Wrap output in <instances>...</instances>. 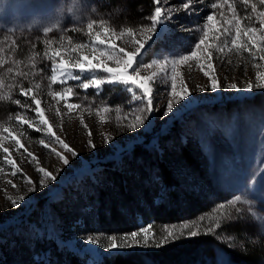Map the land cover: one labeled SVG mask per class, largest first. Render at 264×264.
Instances as JSON below:
<instances>
[{
  "label": "rangeland",
  "instance_id": "1",
  "mask_svg": "<svg viewBox=\"0 0 264 264\" xmlns=\"http://www.w3.org/2000/svg\"><path fill=\"white\" fill-rule=\"evenodd\" d=\"M213 2L216 0H194L192 11L181 7L171 21L159 27L156 38L146 46L145 63L187 55L200 38L201 28L207 23L206 16L213 12L215 23L220 26L230 14L225 6L221 16L220 8H211ZM84 3L94 6L95 12L82 8V18L77 14L69 19L61 8L68 11L72 4L66 5L64 0H0V47L5 49L4 55L20 60L18 67L23 71H35L31 67L33 57L36 68L44 69L40 75L30 76L27 80L16 79L24 82L25 87L41 84L34 94L41 100L45 118L53 132L78 154L72 157L54 142V138L49 139L50 134L34 118V112H27L33 118L34 127L28 129L24 125L21 129L14 118L8 119L20 108L1 99V108L6 105L11 108L7 115L0 113V126L17 133L23 130L25 135L17 136L24 146L19 152L15 150L14 142L6 137L0 139V143L10 149L12 158L34 184L27 185L19 174L17 177L10 175L0 149V167L5 168V172H0V264H67L70 257L78 260L74 264H102L112 263L121 255L130 257V262L135 264H217L221 250L229 264H247L229 257L224 245L235 241L232 236L235 227L248 230L250 236L264 237V225L258 219L264 215V90L199 92L197 86H207L208 80L199 70L197 61H189L179 67L181 77L177 80V92L183 80L192 90L191 102L175 106L177 110L164 117L162 112L167 99H172L166 95L171 89V66H166V75L161 73L160 63H156L152 68L141 69V76L157 73L151 85L157 110L136 131L124 126L123 115L141 104L131 99L133 94L140 93L138 90L129 93L120 85L105 84L97 92L93 88L87 91L79 88V81H67L65 86L72 87L77 94L73 101L83 105L69 113L63 100L58 102L47 95V77L51 74L52 64L48 57L54 56L57 49L69 57L76 55L68 50V39L87 41L88 20H105L106 26L117 29L139 27L149 23L145 17L154 10L152 0H84ZM235 3L239 14L244 16V5L240 0ZM181 4L182 0H168L166 6L179 7ZM258 8L264 6L258 5ZM247 12L251 14L250 6ZM57 19L62 28L45 36L43 29L54 25ZM243 23L246 25L251 21L244 20ZM76 28L81 31H74ZM97 28L99 24L94 25V31ZM223 40L222 36L221 42ZM12 41L18 46L15 51L10 49ZM46 41L50 43L46 44ZM115 43L123 46L122 40ZM37 52L40 55H35ZM222 59L223 63L221 59H215L221 83L236 82L243 88L247 81L255 80L258 69L252 67L247 53L240 57L233 52ZM229 59L231 64L227 63ZM9 66H13L11 62L0 68V80L5 84L0 95H8L7 85L13 82L14 74L6 72ZM259 71L264 72V62ZM60 88L59 84L52 86L53 91ZM18 93V88L12 89V98L25 101L26 98ZM27 103L31 104L30 99ZM103 105L113 111L102 113L104 119L101 120L95 108ZM117 116H120L119 120ZM81 119L87 128L81 124ZM37 127L42 130L36 131ZM42 139L49 145L47 149L40 143ZM89 139L94 148L88 147ZM53 149L64 155L69 164H63ZM29 152L38 158L39 166L57 177L56 180H46L43 186L40 184L41 175L35 171L37 164L29 162ZM182 152L188 154V161L181 157ZM161 168L167 171V176ZM9 180L17 187L13 188ZM167 182L169 185L165 187L163 183ZM29 187L35 190L29 191ZM237 195L242 200L230 205L228 202ZM20 196L25 197L24 201H20ZM8 197L16 199L19 206H13ZM245 200L250 201L251 208ZM174 203L177 206L174 207ZM220 204H224L225 209H219ZM158 205L166 207L167 212L159 210ZM236 208L240 209L239 213ZM257 209L261 211L256 212ZM201 216L205 217L202 227L217 222L222 227L211 234L181 238L160 247H155L154 242L147 247L134 245L123 250L109 251L100 247L110 242L109 235H116L120 242L122 235L149 224L153 225L149 229L150 237L154 233L162 235L165 225L193 221ZM258 225L261 226L259 233ZM89 237L99 243L90 244ZM137 239L142 245L143 234ZM182 246L187 247L186 252H178L176 259H157V254L164 256Z\"/></svg>",
  "mask_w": 264,
  "mask_h": 264
},
{
  "label": "snow or ice",
  "instance_id": "2",
  "mask_svg": "<svg viewBox=\"0 0 264 264\" xmlns=\"http://www.w3.org/2000/svg\"><path fill=\"white\" fill-rule=\"evenodd\" d=\"M196 2H203V0H196ZM194 0H182V4L179 7L176 6H166L168 0H152L154 6L153 12L145 17L149 21L148 24L140 25L139 27H122L117 29L116 27L106 26L105 20L91 19L87 22V41L74 42L72 38L68 39V50L72 53H77L74 56L63 55L60 49L55 50L54 56H49V60L52 61L51 64V74L47 77L48 92L47 95L52 97L56 101H64V108L71 113L75 109H81L83 105L73 101V98L77 95L72 87H67L66 82L69 80L79 81L77 85L79 88L87 91L89 88L95 89L99 92L102 86L105 84L109 85H120L129 92L134 93V90H138L140 95L133 94L132 101H140L136 107L128 110L126 115H123V119L126 121L125 127L131 131H136L139 127L143 126L146 121L150 119V116L157 109L155 108L154 99V89L151 86L153 83V78L157 73L153 72L150 76H141V69L152 68L153 64L160 63L161 73L165 72L167 65H170V77H171V89L166 95H170L172 99H167L165 110L162 112L164 117H169L173 114L175 106H182L185 102L190 103L192 90L187 86L186 82L181 80L180 91L177 92V80L181 77L179 67L181 65L188 64L189 61H197V66L199 70L208 80L207 86H197L199 92L210 91L212 93L218 90H235V91H253L256 89L264 90V72L259 71L261 63L264 62V8H258V5L264 6V0H240L245 7V14L241 16L236 7L235 0H216V2L211 3L212 9H221V16L224 15V7L226 6L227 12L230 14L220 26H217L216 14L206 16L207 23L201 28V35L198 42L194 43L192 49L189 50L187 55H179L177 58L171 60L153 61L151 64L145 63L143 59V53L147 51V47L150 45L156 35L158 34L159 27L165 25L167 21H171L172 17L177 14L181 7L186 11L193 10ZM64 4H72V7L65 11L61 8V12L72 19L73 16L77 14L81 15V9L86 11L95 12V7L87 5L84 0H64ZM250 6L251 14L247 12ZM254 14V15H252ZM244 20H249L251 23L244 24ZM99 24V28L94 31V25ZM259 25L257 27L256 25ZM227 25L228 27H225ZM56 28H62L59 19L56 20L54 25H49L43 29V33L47 36L49 33L53 32ZM74 31L80 32V28H76ZM211 31V36L209 32ZM224 40L221 42V37ZM122 40L123 46H118L115 43L116 40ZM50 41H46V44ZM18 46L16 41H12L10 45L11 51H15ZM33 48L36 47L35 44L32 45ZM227 50V51H226ZM237 56L243 57L244 53H247V58L251 60L252 67L258 69L255 72V80L247 81L243 88H241L236 82H230L223 84L219 81L218 75L216 73L217 65L215 59H221L223 63V57H227L229 53H233ZM5 49L0 47V68H4L6 64H11L6 69L8 74L13 75V82L8 84V95H0V99H6L20 108L19 111L15 112L13 115H9L8 119H15L17 125L22 129L24 125H27L28 129L34 127L33 118L27 115L28 111L35 113V119H38L39 124L44 126L49 135V139L54 138V142L58 143L64 152L69 153L72 157H76L78 154L76 151L60 136H57L53 132L52 126L49 121L45 118L44 109L41 107V100L34 90L41 88L40 83L31 84L28 87L17 80L16 78H21L22 80H27L30 76L35 77L40 75L44 69L36 68L35 58L33 57L31 62V67L35 71H23L18 66L21 61L16 59H11V56H5ZM35 55H40L36 53ZM47 55V52H45ZM215 58V59H214ZM202 61V62H201ZM227 63L231 64L232 61L229 59ZM246 71V70H245ZM75 73V74H74ZM59 84L61 86L60 90L53 91L52 86ZM5 87L4 81L0 80V91ZM18 88L19 95L25 97V101L20 99H13L11 92L12 89ZM30 99L31 104L27 103ZM31 105L35 107L32 108ZM92 109H89L91 111ZM113 109L107 105H103L95 108V113L101 120L104 117L102 113H110ZM115 111H119L116 109ZM57 115H61L59 109L57 110ZM120 116H117V120ZM81 124L87 128L84 124V120L81 119ZM36 131H41L42 129L37 127ZM24 136L25 132L20 130L18 133L13 131L9 127L0 126V139L7 138L14 142L17 146L16 151L19 152L20 148H23L20 139L17 136ZM88 135L91 137V130H88ZM105 141H107V135H105ZM40 143L47 149L49 145L45 143L42 139ZM88 147L94 148L95 145L92 140H88ZM0 149L4 153L3 160L9 166L8 171L12 177H17L19 174L20 179L26 182L27 185L31 186L34 181L27 177L23 173V170L18 166L17 161L12 158L10 149L5 147L0 143ZM56 157L63 162V164L68 165L69 160L62 155L60 152L53 149ZM30 158V163L35 162L37 167L35 171L41 175L40 184L43 186L46 180L54 181L56 176L51 172L46 170L44 167L39 166L38 158L32 153H27ZM0 172H5L4 167H0ZM8 183L16 188L17 185L9 180ZM29 191H34V187H29ZM9 201L13 206L18 207L17 200L8 197ZM20 201H24L25 197L20 196ZM242 200V197L237 195L234 200L229 201L230 205H236ZM244 203L249 204L251 208L250 201L245 200ZM219 209H225L224 204H220ZM261 210L257 209L256 212ZM236 212L239 213L240 209L236 208ZM256 212L253 214L256 215ZM205 217L201 216L197 220L185 221L176 225H165L162 228V235L155 234L149 236V229L153 228V225L149 224L148 227H140L137 231H132L130 234H124L120 237V242L116 235H109L107 237L109 243L106 245H100L101 248H107L109 251L112 250H123L131 248L134 245L141 247H147L150 242H154L155 247H160L166 245L170 241H176L181 238H196L200 234H211L222 227L220 222L215 223V225H210L207 227H202V222ZM261 221V225H264V215L258 216ZM261 231V226H257V233ZM143 234V244L140 245L138 237ZM157 236L159 237L157 239ZM227 239H231L228 237ZM90 244H98L99 242L93 240L92 237L88 238ZM217 264H229L226 254L221 250L218 253Z\"/></svg>",
  "mask_w": 264,
  "mask_h": 264
},
{
  "label": "trees",
  "instance_id": "3",
  "mask_svg": "<svg viewBox=\"0 0 264 264\" xmlns=\"http://www.w3.org/2000/svg\"><path fill=\"white\" fill-rule=\"evenodd\" d=\"M24 84V82H23ZM3 105V101L0 99V106ZM11 105H6L4 108L0 107V113L1 114H8L10 111ZM140 146H137V148ZM184 151V150H183ZM181 157L184 158V160L188 161L189 157L186 152L181 153ZM190 162V161H189ZM161 164H159V167ZM158 167V168H159ZM162 172L164 173L165 176H167L168 173H165L164 168H161ZM165 187L169 185V182L163 183ZM175 206V203L172 204ZM171 205V206H172ZM158 209L163 210L164 212L166 211V207H163V205L159 206ZM177 208V207H176ZM236 229L232 230V236L235 237V241L231 244V247H229V244L225 243L224 246L228 248V253L229 257H231L233 260H242L243 262L247 264H259L262 261H264V237H261L259 235L255 236H250L249 231L245 230L242 231L240 230V227H235ZM185 248L186 246H182L181 248L177 249V251H173L171 253H167V255L162 254H157V259L158 260H167L170 261L171 258L176 259L178 252L185 253ZM191 250V249H190ZM180 255V254H179ZM171 259V260H173ZM75 262H78L76 259H71L68 261L67 264H74ZM40 264V263H39ZM102 264H135L134 261L130 262V257L121 255L118 259H113L112 263H102Z\"/></svg>",
  "mask_w": 264,
  "mask_h": 264
},
{
  "label": "bare ground",
  "instance_id": "4",
  "mask_svg": "<svg viewBox=\"0 0 264 264\" xmlns=\"http://www.w3.org/2000/svg\"><path fill=\"white\" fill-rule=\"evenodd\" d=\"M191 180V179H190ZM189 184V183H188ZM205 188V187H204Z\"/></svg>",
  "mask_w": 264,
  "mask_h": 264
}]
</instances>
